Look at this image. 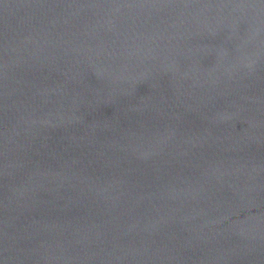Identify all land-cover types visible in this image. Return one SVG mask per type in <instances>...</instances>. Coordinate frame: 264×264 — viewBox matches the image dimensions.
Returning <instances> with one entry per match:
<instances>
[{
	"label": "water",
	"instance_id": "water-1",
	"mask_svg": "<svg viewBox=\"0 0 264 264\" xmlns=\"http://www.w3.org/2000/svg\"><path fill=\"white\" fill-rule=\"evenodd\" d=\"M0 264H264V0H0Z\"/></svg>",
	"mask_w": 264,
	"mask_h": 264
}]
</instances>
